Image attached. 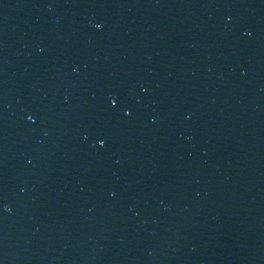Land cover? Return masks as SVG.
Returning a JSON list of instances; mask_svg holds the SVG:
<instances>
[{
  "label": "water",
  "instance_id": "water-1",
  "mask_svg": "<svg viewBox=\"0 0 264 264\" xmlns=\"http://www.w3.org/2000/svg\"><path fill=\"white\" fill-rule=\"evenodd\" d=\"M0 264H264V0H0Z\"/></svg>",
  "mask_w": 264,
  "mask_h": 264
},
{
  "label": "clouds",
  "instance_id": "clouds-1",
  "mask_svg": "<svg viewBox=\"0 0 264 264\" xmlns=\"http://www.w3.org/2000/svg\"><path fill=\"white\" fill-rule=\"evenodd\" d=\"M96 27H100V25H96Z\"/></svg>",
  "mask_w": 264,
  "mask_h": 264
},
{
  "label": "snow or ice",
  "instance_id": "snow-or-ice-1",
  "mask_svg": "<svg viewBox=\"0 0 264 264\" xmlns=\"http://www.w3.org/2000/svg\"><path fill=\"white\" fill-rule=\"evenodd\" d=\"M113 103H115V101H113Z\"/></svg>",
  "mask_w": 264,
  "mask_h": 264
}]
</instances>
